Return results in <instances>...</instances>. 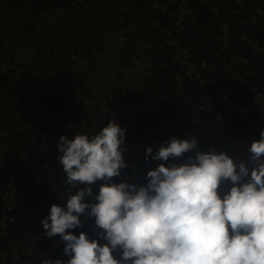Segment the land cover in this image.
<instances>
[{"label": "trees", "instance_id": "1", "mask_svg": "<svg viewBox=\"0 0 264 264\" xmlns=\"http://www.w3.org/2000/svg\"><path fill=\"white\" fill-rule=\"evenodd\" d=\"M262 50L264 0H0V217L7 204L19 211L37 197L39 245L47 254L53 247L64 252V242L47 237L41 221L53 204L66 207V190L75 194L84 185L66 183L60 136L91 137L115 120L125 129L127 167L112 182H125V172L140 169L145 184L149 145L155 152L173 136L183 139L206 127L194 135L199 149L220 152L215 122H207L209 107L226 113L225 133L247 132L258 111L264 113V106L244 109L238 87L244 79L264 93ZM182 59L201 71L207 86L186 75ZM126 69L130 77L119 81L116 73ZM230 79L232 93L225 98ZM189 154L195 150L164 163H183ZM161 162L150 161V169ZM101 183L86 201L95 202ZM80 219L82 228L67 231L97 238L94 218ZM20 248L30 258V245ZM44 251L31 263L42 264Z\"/></svg>", "mask_w": 264, "mask_h": 264}, {"label": "clouds", "instance_id": "2", "mask_svg": "<svg viewBox=\"0 0 264 264\" xmlns=\"http://www.w3.org/2000/svg\"><path fill=\"white\" fill-rule=\"evenodd\" d=\"M259 135L239 161L224 151H201L191 134L173 136L155 152L149 145L145 160L162 162L147 171L145 184L112 182L127 167L125 129L114 120L91 137L61 135L66 183L84 187L66 190V207L53 204L41 221L70 258L42 264H264V129ZM193 150L183 163H164ZM97 181L104 183L88 202ZM82 215L94 218L97 238L67 231L83 227Z\"/></svg>", "mask_w": 264, "mask_h": 264}, {"label": "rangeland", "instance_id": "3", "mask_svg": "<svg viewBox=\"0 0 264 264\" xmlns=\"http://www.w3.org/2000/svg\"><path fill=\"white\" fill-rule=\"evenodd\" d=\"M110 67H111L110 71L116 69V65L113 63L110 64ZM130 70L131 69H128L126 72L124 71V74L123 73L120 74V72L116 73V75H118L119 77V81L129 78L131 74ZM259 112L260 111H258V113ZM215 118L222 121V118L224 117L218 114L217 116H215ZM262 127H263V122H255L249 127L248 131L244 133H242L241 131H237V132L228 131L226 133L224 131V133H220L219 140L224 139L223 141L227 143L228 145L224 147V145H222L221 143V147H219L220 148L219 151H224L223 149H227V150L231 149V150H234L241 159L243 160L246 159L247 156L250 155L247 153L246 149L255 139H257L260 136L259 134H260ZM242 138L244 139L242 140ZM150 161H152V159L149 157V159L146 161V166H145L146 172L151 168ZM39 203H40V200L37 197H34L33 199H31L29 203L22 204L19 211L18 210L14 211V206L12 204H7V206L9 205L12 206V209L9 211V214L17 215L16 220L10 224H7V226L10 227L14 224L16 226L14 225L15 227H14L13 232L12 230L11 232H7V229H5V234L1 237V244L5 242L6 246L10 248H17V251L19 250L18 252L20 253L21 258L28 260L30 262L34 258H36L39 252L41 253L44 251L39 245V242L43 240V230L41 228V224L39 222L37 215L34 214L35 213L34 211H38V208L36 209V207L39 205ZM18 243L21 247H24L25 245H30L31 250L26 253L30 255V258H24V256H22L23 253L20 251L21 248L18 245ZM49 250L52 253H55L56 257H58L61 254V251H56L55 247ZM46 254L47 252L44 251L43 256H45Z\"/></svg>", "mask_w": 264, "mask_h": 264}, {"label": "built area", "instance_id": "4", "mask_svg": "<svg viewBox=\"0 0 264 264\" xmlns=\"http://www.w3.org/2000/svg\"><path fill=\"white\" fill-rule=\"evenodd\" d=\"M262 52L264 53V50H262ZM182 65L184 67V71L186 75H188L190 78L195 80L201 86H207L205 85L207 82V79L202 75L200 70H198L194 65H192L191 63H188L184 59H182ZM231 83H232V79L227 81V90L224 94L225 98H228L229 94L232 93V89H229V86L231 85ZM238 87L243 90L241 97L246 102L245 103L246 108L244 109L251 110L255 106L257 107L264 106V93L260 91L258 88L250 87L244 79H241ZM205 98L208 100L207 103L211 104L212 100H211V94L209 90H205ZM207 110L209 111V114H210V117L207 119V122L215 121V125L217 127V133L219 134L224 133V126L221 125L222 121L215 118V116L220 114L221 116L224 117V114L226 113L222 114V112L218 111L216 107H213V106L209 107ZM255 122H263L262 129H264V113H261V112L257 113V118ZM201 131H206V127H202V128H198L197 130H194V135H198V133ZM243 139L244 138H242V140ZM216 143L219 145V147H221L222 140H219V138H217ZM123 158L125 159L126 157L123 156ZM140 172H141L140 169H132L131 171L125 172L123 175L124 181L129 182V183L135 182V183L140 184V180H139ZM11 209H12L11 205L5 207L3 209L4 212L0 217V248H1L0 249V264H32L30 261L21 258V255L18 252L19 250L17 251V249H15L9 252L8 250L3 249L1 246V237L5 234V229H6L7 224L14 222L17 217L16 214L14 215L9 214V211ZM62 255H64V252L62 251L58 257H56L55 253L51 252L50 254H46L44 257L45 259L56 260V259H60Z\"/></svg>", "mask_w": 264, "mask_h": 264}]
</instances>
